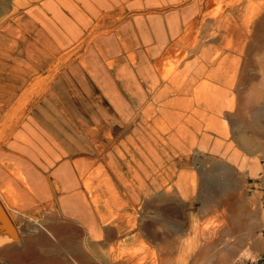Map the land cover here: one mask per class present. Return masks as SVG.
I'll list each match as a JSON object with an SVG mask.
<instances>
[{
    "label": "rangeland",
    "instance_id": "374dc122",
    "mask_svg": "<svg viewBox=\"0 0 264 264\" xmlns=\"http://www.w3.org/2000/svg\"><path fill=\"white\" fill-rule=\"evenodd\" d=\"M247 3V0H0V136H6L63 65L81 57L96 36L121 27L123 36L127 34L134 41L128 46H136L133 49L142 50L143 55L121 56L119 69L112 73L130 85L136 84L137 73L142 79L139 84L144 98L131 106L133 115L121 124L127 130L126 135H113L115 146L119 143L117 138L124 137V141L120 140L123 145L117 150L113 148L108 160L105 174L109 175V187L121 197L127 193L124 187H128L133 195L139 183L137 178L142 174L144 190H140L145 197L157 187L158 181L161 192L173 185V190L170 187L165 192L175 197L172 205L175 214L169 219H174L182 229L171 252V264H264V23L257 31L261 35L259 47L229 49L224 42L236 40V35L213 41L220 34L213 33L214 28L220 24L225 27V18L231 28L241 24L235 17L245 15ZM263 5L264 0H251L249 12L255 22L264 19ZM215 14L219 18L216 22ZM191 19L195 25L189 38L184 39ZM171 31L176 33L172 36ZM193 36L199 37V44L193 43ZM187 40L194 45L190 42L187 45ZM149 47L157 48V53L147 54ZM133 64L136 72L130 70ZM23 85L26 87L20 92ZM17 96L16 105L5 114L3 110ZM130 130L135 134L129 135ZM126 137L130 138L127 142ZM141 143L142 149L137 148L144 154L142 165L135 161L136 152L132 149ZM171 148L176 151L174 160ZM156 154L158 160L152 159ZM100 174L104 175L103 167L96 172L97 176ZM121 178L123 184L118 181ZM85 184L89 191V180ZM226 186L229 187L222 188ZM2 208L10 224L0 215L1 221L17 234L26 221L35 223L42 216L27 217L17 209H11L9 215ZM154 210L152 217L144 214V221L157 216ZM115 218L125 230L119 237L113 236L111 245L87 246L91 240L86 231L74 230L76 240L66 229L60 234L61 238H69L66 245L47 249L37 245L35 253L39 257L0 253L3 261L0 264H33L46 255L54 264L78 242L94 264H103L112 252V257L115 254L117 259L126 260L142 250L151 255L153 249L154 260L147 258L149 263L140 264H164L161 247L142 234L137 238L135 229L130 228L136 224L134 214L115 213L112 219ZM163 224L157 222L154 229L163 230ZM135 259L129 264H135Z\"/></svg>",
    "mask_w": 264,
    "mask_h": 264
},
{
    "label": "crops",
    "instance_id": "0c3cea01",
    "mask_svg": "<svg viewBox=\"0 0 264 264\" xmlns=\"http://www.w3.org/2000/svg\"><path fill=\"white\" fill-rule=\"evenodd\" d=\"M120 28L96 36L81 57L63 65L53 75L44 93L30 103L6 136H0L1 206L9 215L11 209H17L27 217L42 215L35 223L26 221L18 234L9 230L0 218V247L10 241L20 244L33 227L55 241L59 234L51 228L52 225L61 226L64 231L67 229L75 239L74 230L86 231V237L88 235L91 240L87 246L111 245L114 238L106 236L109 220L102 218L108 219L115 213L134 214L140 230L144 214L152 217L154 209L164 205L169 210L173 209L175 197L161 192L159 181L157 187H153L147 197L144 196L143 174L137 178L139 183L135 196L130 188L129 191L124 187L127 193L121 197L107 183L109 175L105 171L109 168L108 160L112 157L113 148L117 150L119 145H123L120 140L124 141V137L117 138L119 143L115 146L113 135H126L127 130L121 124L133 115L131 106L143 102L144 98L143 87L139 84L142 79L137 73L135 85L121 82L112 73L119 69L121 56H129L130 53L136 58L143 55L142 50H135L136 46L133 47L135 49L128 46L134 41L131 42L127 34L123 36ZM156 50L149 47L147 54L154 55ZM136 69L135 64L130 65L131 72H136ZM21 87L20 92L26 85ZM17 99L18 96L8 103L9 107L3 110L5 114L16 105ZM133 131L128 134L137 133V130ZM128 140L130 138L126 137L125 142ZM142 146L141 143L136 149L132 147L136 152L135 161L140 165L144 161V154L140 152ZM169 151L171 160H174L175 148ZM158 157L156 154L152 159L158 160ZM102 167L104 175L97 176L96 172ZM87 178L90 180L89 191L85 186ZM118 181L120 184L124 182L123 178ZM117 221L121 224L119 219ZM168 221L174 223L175 220ZM139 230H135L137 238L142 234ZM122 231L114 233L119 237ZM65 262L76 264L70 252L64 253L62 259L54 261V264Z\"/></svg>",
    "mask_w": 264,
    "mask_h": 264
},
{
    "label": "bare ground",
    "instance_id": "6f19581e",
    "mask_svg": "<svg viewBox=\"0 0 264 264\" xmlns=\"http://www.w3.org/2000/svg\"><path fill=\"white\" fill-rule=\"evenodd\" d=\"M150 1V0H149ZM197 1V0H196ZM240 1H242V0H240ZM193 2H195V1H193ZM247 5H246V12H245V15H243V16H236L235 18H239L240 19V21H241V24H239V25H236L235 24V26H233V28H231L230 27V22L228 21V19L227 18H225L224 20H223V22L225 21L226 22V24L224 23V25H226L225 27H223V26H221V24L218 26V27H216V28H214V29H216L213 33H220L219 35H217V36H215L214 37V39H213V41H216L217 39L218 40H220V37L221 38H223L224 36L226 37V36H230V35H232V36H234V35H236L235 37H236V40H234V41H231V40H228L227 42H224L225 41V39L223 40V41H221L222 43L224 42V43H226V47L228 46V48L229 49H231V50H235V51H241V49L243 50L244 48H255V47H259L260 45H261V42H260V38H261V35L257 32L258 31V29H259V27H261L262 26V24L264 23V19H258L256 22H255V20H253V17H252V15L250 14L251 13V11L249 12V10L251 9V0H247ZM197 3V2H196ZM195 3V4H196ZM198 3H199V1H198ZM254 3V2H253ZM261 3V2H260ZM259 3V4H260ZM200 4V3H199ZM194 5V4H193ZM264 6V5H263ZM197 7V6H196ZM201 7V6H200ZM253 7V6H252ZM257 7V6H256ZM186 9V8H185ZM197 9H198V11L200 10L198 7H197ZM211 9V8H210ZM219 9H220V7H219ZM260 9V8H259ZM229 10V9H228ZM197 11V10H196ZM233 10H232V8H231V13H233L232 12ZM228 12V11H227ZM263 12V11H262ZM206 13H208V11L206 12ZM205 13V14H206ZM211 13V12H210ZM226 13V12H225ZM229 13V12H228ZM187 14H188V12H187ZM204 14V15H205ZM217 14H219V13H217ZM250 14V15H249ZM191 15V14H190ZM207 15V14H206ZM205 15V16H206ZM189 16V15H188ZM214 16V15H213ZM218 16V15H217ZM200 17H202V16H200ZM208 17V16H207ZM205 18V17H204ZM210 18V17H209ZM231 18H232V16H231ZM213 19V18H212ZM219 20V18H216V14H215V21L214 22H216V21H218ZM221 20V19H220ZM189 21V20H188ZM194 21V20H193ZM192 21V19H191V22L189 21V23L187 22V30H189L188 31V33H187V35H184V39H188L189 38V36H190V33H191V31H192V29H193V27H194V25H195V23ZM201 21H203L202 20V18H201ZM209 22H210V20H209ZM208 23V22H207ZM207 23H206V25H207ZM186 24V23H185ZM205 24V21L203 22V24L202 25H204ZM208 25H209V23H208ZM253 26V28L255 29V31L252 29L251 30V27ZM185 28H186V26H185ZM203 27H201V29H202ZM208 27H206V29H207ZM173 29V28H172ZM171 29V30H172ZM197 29V28H196ZM204 29V28H203ZM202 29V30H203ZM187 30H185V31H187ZM199 30H200V28H199ZM199 30H198V32H199ZM209 30V29H208ZM208 30L206 31V33H208L209 34V32H208ZM174 33H176V31H173ZM172 31H171V35L173 36L174 35V33H173ZM194 32V31H193ZM197 32V33H198ZM201 32V31H200ZM199 32V33H200ZM203 32H204V30H203ZM205 33V32H204ZM212 33V34H213ZM184 34H185V32H184ZM193 34V33H192ZM201 34V33H200ZM203 34V33H202ZM194 35V34H193ZM202 35H200V37H201ZM204 36H207V35H205L204 34ZM209 36V35H208ZM218 36H219V38H218ZM182 37V36H181ZM193 37H195V36H193ZM203 37V36H202ZM224 37V38H225ZM179 38V37H178ZM199 37H195V39L193 40V43H194V41H195V43H198V39ZM213 38V37H212ZM191 39H192V36H191ZM207 39V38H206ZM235 39V38H234ZM176 40V39H175ZM183 40V39H182ZM164 41V40H163ZM188 42H186V41H184V43L186 42L187 43V45L189 44V40H187ZM210 41V40H209ZM173 42V41H172ZM180 42H181V40H180ZM179 42V43H180ZM199 42H200V40H199ZM202 42V41H201ZM220 42V41H219ZM177 44L178 43V41H175V42H173V44ZM178 43V44H179ZM182 43V42H181ZM190 43H192V42H190ZM192 43V44H193ZM194 43V44H195ZM206 43V42H205ZM163 44V43H162ZM193 44V45H194ZM199 44V43H198ZM197 44V45H198ZM186 45V44H185ZM184 45V46H185ZM170 46H171V44L169 45V47H168V49L167 50H169L170 51ZM183 46V45H182ZM196 46V45H195ZM194 46V47H195ZM190 47H192V46H190ZM183 48V47H182ZM180 49V48H179ZM184 49H186V48H184ZM183 49V50H184ZM195 49V48H194ZM182 51V50H181ZM191 51V50H190ZM166 52V51H165ZM183 52V51H182ZM247 52V51H246ZM168 53V52H167ZM166 53V54H167ZM180 53V52H179ZM175 55V54H174ZM173 56V55H172ZM164 57V56H163ZM174 62V61H173ZM85 179V178H84ZM88 179V178H87ZM89 180V179H88ZM86 181V180H85ZM88 182V181H87ZM89 182H90V180H89ZM172 183V182H171ZM86 185V184H85ZM89 186V185H88ZM170 187H171V189L173 188V185H171V186H168V189L169 190H171L170 189ZM229 186H226V187H222V188H228ZM167 189V188H166ZM166 189H165V192H167L166 191ZM167 189V190H168ZM164 190V189H163ZM173 190V189H172ZM175 191V190H174ZM170 197V196H169ZM172 197V196H171ZM170 197V198H171ZM173 198V197H172ZM94 200V199H93ZM203 201H204V199H203ZM132 203V202H131ZM173 203V202H172ZM54 205V204H53ZM130 205V204H129ZM183 205V204H182ZM50 206V205H49ZM132 206V205H131ZM165 207H158V208H156V212H157V216L156 217H153V219L152 220H146V221H144V222H142V223H140V230L138 229V225L137 224H135L134 226L133 225H131L130 226V228H134L135 230L137 229V230H139V231H141V233L144 235V236H146L148 239H151L153 242L155 241L156 243H157V246H158V248L159 247H161V249H162V251L165 253V255L163 256V258H164V260H163V262H164V264H171V262H170V259L172 258V257H170L171 256V252L173 251V248L176 246V238L179 236V232L181 231V226H180V224L179 225H177L175 222L174 223H170V221H168L169 220V217H170V215L172 214L173 215V209L172 210H169L170 208L168 207V206H166V205H164ZM176 207H177V205H176ZM178 208V207H177ZM180 209V208H179ZM178 211V210H177ZM182 211V210H181ZM169 212L171 213V214H169ZM180 214V213H179ZM112 217H113V215H110L109 217H108V219H106V218H102V220H109V225H108V227H107V229H106V236H111L112 235V237L113 236H115L116 234V232L115 231H117L118 233H120L122 230L124 231L125 229H123V227L121 226V224L120 223H118V221L116 220V218L115 219H112ZM172 221V220H171ZM157 222H163L164 224H165V228L163 229V230H156V229H154V225L157 223ZM164 224L162 225L163 227H164ZM97 225V224H96ZM51 228H53L54 229V231H55V233H57V234H59L58 235V237H56V242H52L46 235H45V233L42 231V230H40L39 228H37V227H33L32 228V231H31V233L29 234V236L28 237H26L25 239H23V241H21V243H22V245L20 246V247H22V248H20L19 247V245L18 244H15V242H11V243H8V244H5V245H3L1 248H0V253H2V254H8L9 256H11V255H13V256H17V255H19V256H25V255H31V254H36L35 252V247L37 246V245H39V246H42V247H45L46 249L48 248V247H55V246H60V245H66V242L69 240V238L68 237H66V236H63L62 238L60 237V234H61V232H63L64 231V228L63 227H61V226H58V225H52L51 226ZM100 228H102V227H100ZM29 230V229H28ZM102 232V231H101ZM115 232V233H114ZM63 233H65V231L63 232ZM139 237V236H138ZM215 237V236H214ZM218 239V238H217ZM220 240V239H219ZM227 240V239H226ZM217 242V241H216ZM211 243V242H210ZM218 243V242H217ZM216 243V244H217ZM237 243H239V242H237ZM235 244V243H234ZM204 245V244H203ZM206 245V244H205ZM204 245V247H206ZM70 246V245H69ZM93 246V245H92ZM202 246V245H201ZM208 246V245H207ZM211 246V245H210ZM213 246V245H212ZM215 246V245H214ZM71 248L69 249V252L72 254V256L74 257V259L76 260V262L78 263V264H94L95 262H93V260H91L90 258H89V256L85 253V251L82 249V246L81 245H72V246H70ZM84 247V246H83ZM223 247V246H222ZM56 248V247H55ZM112 247H110V249H111ZM114 248V247H113ZM112 248V249H113ZM199 248V247H198ZM178 249H180V248H178ZM203 249V248H202ZM115 250V249H114ZM122 250V249H121ZM155 249H153V251H151V255H148L147 256V254L145 253V251L144 250H142L143 252H140L141 253V255H140V253H137V255H129V257H127V259L126 260H124V259H117V255L115 256V254H114V256L112 257V255H113V252L111 253V257L110 258H106V259H104V261H103V264H107V263H109V264H129L134 258H136L137 257V259H135V264H140L141 262H147L148 261V259L147 258H150V260H152V258H153V260H154V253H155V251H154ZM127 251V250H126ZM200 251V250H199ZM125 252V251H124ZM207 252V251H206ZM148 253V252H147ZM202 253V252H201ZM117 254V253H116ZM121 254V253H120ZM128 254V253H127ZM29 255V256H30ZM125 255H126V253H125ZM7 256V255H6ZM36 256L37 257H39L37 254H36ZM107 256V255H106ZM121 256H123V255H121ZM206 256V255H205ZM219 256V255H218ZM116 257V258H115ZM126 256H124V258H125ZM211 257V256H210ZM123 258V257H122ZM206 258V257H205ZM93 259V258H92ZM159 259V258H158ZM203 259V258H202ZM147 260V261H146ZM149 260V261H150ZM213 261V260H212ZM98 262V261H97ZM199 262V261H198ZM197 262V263H198ZM99 263V262H98ZM147 263H149V262H147ZM152 263V262H151ZM32 264V263H31ZM33 264H52V258L51 257H49V256H45V257H40V258H37L36 259V261L33 263ZM97 264V263H96ZM175 264V263H174Z\"/></svg>",
    "mask_w": 264,
    "mask_h": 264
},
{
    "label": "water",
    "instance_id": "95a60500",
    "mask_svg": "<svg viewBox=\"0 0 264 264\" xmlns=\"http://www.w3.org/2000/svg\"><path fill=\"white\" fill-rule=\"evenodd\" d=\"M0 215L2 216V218L4 219V221L9 225L10 223H9V221H8V218H7L6 215H5V212H4V210H3L2 206H1V204H0Z\"/></svg>",
    "mask_w": 264,
    "mask_h": 264
}]
</instances>
